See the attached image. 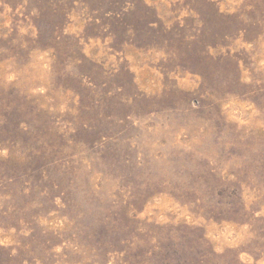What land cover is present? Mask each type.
I'll list each match as a JSON object with an SVG mask.
<instances>
[{
  "label": "rangeland",
  "instance_id": "rangeland-1",
  "mask_svg": "<svg viewBox=\"0 0 264 264\" xmlns=\"http://www.w3.org/2000/svg\"><path fill=\"white\" fill-rule=\"evenodd\" d=\"M0 264H264V0H0Z\"/></svg>",
  "mask_w": 264,
  "mask_h": 264
}]
</instances>
